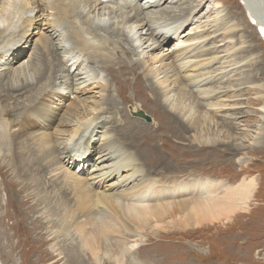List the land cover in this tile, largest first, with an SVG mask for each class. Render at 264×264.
<instances>
[{"label":"bare ground","instance_id":"1","mask_svg":"<svg viewBox=\"0 0 264 264\" xmlns=\"http://www.w3.org/2000/svg\"><path fill=\"white\" fill-rule=\"evenodd\" d=\"M179 1L0 0V47L11 33L24 30L19 44L13 49L14 58L5 59L4 49L0 48V61H5L0 62V96L20 102L19 97L25 95L29 101L23 104L21 111L14 109L15 106H11L12 109L0 105L1 108L10 110L5 115L17 111L13 120L5 115L0 117V127L5 125L9 133L14 132L17 137L19 134L18 138L26 135L31 140L27 139L26 143H32L29 153L25 145H21L24 149L19 152L18 149L17 152L15 148L12 149L13 163L20 166L39 160L49 177L59 173L67 175L73 180L72 185L89 200L90 206L107 208V212L115 215V220L119 221L118 217L121 219L123 224L118 225L117 229L122 227L131 230L133 221H137L140 229L144 223L159 224L154 210L174 204L184 206V215L196 225L217 221L223 213L229 218V214L247 202L252 190L251 182L245 179L233 187L225 186L221 194L217 190L222 188L221 182L192 178V193L197 198L170 201L171 198L168 200L165 197L174 192H182L184 189L180 188L184 187L152 178L149 176L154 171L152 167L143 172L141 163H146L144 155L148 152L144 151V155L139 154L142 157L138 156L134 150H130L127 143V146L122 145L117 135V129L123 128L129 117L125 118L127 112L122 110L126 109L114 102L109 80L104 77L102 68L116 83L122 104L127 101V97H124V84H132L128 82L131 76L133 82L139 84L142 93L134 95V99H141L143 102L153 100V110L162 115L165 120L162 123L168 130L188 132L191 139L200 144L209 139L201 135V132L217 131L218 127H224L225 124L235 126L237 120L246 113L245 106L242 105L245 99L237 93L246 86L242 87L240 82L234 84L232 80L237 71L241 70V63L232 58V53L220 55L209 49L212 46H208L216 42L220 30L223 29L222 33H226L229 28L228 24L219 21L216 12L212 13L214 16L210 20L198 25L187 39L176 40L177 47L174 51L160 57L157 54L152 56L155 50L162 49L170 41L169 37L182 36L186 26V22L178 23L174 19L165 23L162 19L163 23L158 21L160 19L153 13L162 8L154 7L168 2L163 6L165 9L171 5L178 8L169 12L189 14L192 8L195 11L201 5V2H196L192 7L183 8L175 4ZM243 4L249 9L252 16L250 19L255 18L254 26L258 36L263 38L264 0H243ZM116 12H119L118 16ZM250 24L254 23L251 21ZM28 31L29 34L39 35L33 42L37 43L39 39L41 46L32 47L35 45L31 44L33 35L30 38ZM230 40L227 42L228 46L233 48L232 39ZM230 48L226 51L230 52ZM28 50H32L31 54L23 57ZM121 54H132L133 59L127 62ZM113 55L120 57L117 63H113ZM88 59L93 60L95 65L87 64ZM81 61L82 64L72 73V69ZM252 87L260 91L258 85ZM35 89L38 92L33 96ZM177 91H182V95H178ZM258 94L259 98L263 97V94ZM144 96L147 99H142ZM55 99H63L61 108L52 104ZM141 105H127L128 113L134 118L127 121V129L132 131L128 133L134 134L135 129L142 126L139 125V119H142L140 113H144ZM259 110L260 118L264 120V104ZM52 121L51 130L41 128L43 122ZM143 128L147 127H142L141 131ZM139 136L145 138L146 132L142 131ZM200 137L202 140L196 141ZM90 139L91 144L88 143ZM82 144L89 153H79L78 157L85 155L84 158L72 159L70 152H78ZM142 145V149L146 147V140ZM237 161L242 162V158ZM133 198L136 199L134 202L125 201ZM150 198L153 202H146ZM182 202L192 204L193 207L188 210ZM84 218L86 219L85 216ZM103 227L108 226H97V229ZM115 228L114 224L110 226V229ZM136 240L132 239L133 245ZM109 250L112 251L110 248ZM116 263H122V259H117Z\"/></svg>","mask_w":264,"mask_h":264},{"label":"rangeland","instance_id":"2","mask_svg":"<svg viewBox=\"0 0 264 264\" xmlns=\"http://www.w3.org/2000/svg\"><path fill=\"white\" fill-rule=\"evenodd\" d=\"M196 2H201L200 7L196 8V12L192 8L189 14L169 12L178 8H175L176 5H171L165 9L163 6L168 2L154 7L162 8L153 13L160 19L158 21L165 23L174 19V22H186V26L181 33L182 36L169 37L170 41L162 47L163 50H155L152 56L157 54L160 57L174 51L179 39H187L195 32L198 25L210 20L209 18L214 16L212 13L216 12L219 21L228 24L229 28L226 33H222L223 29L220 30L216 42L208 46H212L209 49L220 55L232 53V58L241 63V70L237 71L232 80L234 84L240 82L242 87L246 86L237 92L245 99L242 105L245 106L246 113L237 120L235 126L225 124L224 127H218L217 131L215 129L207 133L201 132L205 138L209 137V141L203 143L201 137L196 138V141L200 139L202 143L200 144L192 140L188 132L168 130L162 123L165 121L162 115L153 110V100L147 99L146 96L142 97L147 99L144 102L141 99H134V95L142 93L139 84L134 83L131 76L128 82L132 84H124V97H127V101L122 104L116 83L102 68L104 77L109 80L114 102L120 108L126 109L122 110L127 112L125 118L134 119L127 110V105L132 103L142 104V111L150 118V121L140 118L139 125L142 126L136 128L134 134L128 133L132 132L127 129L128 118L125 128H121L122 131L120 128L117 129L119 130L117 135L122 145L127 143L130 150H134L138 156L142 157L139 154L144 155V151L148 152L144 155L147 164L141 163L142 171L152 167L154 171L149 175L152 178L162 183L170 181L177 187H184L180 188L184 189L182 192H174L171 196L169 194L166 199L171 198L170 201H176L180 198H197L196 194L192 193V178H207L218 181L217 183L221 182L222 188L217 189L221 194L225 186L230 188L247 179L252 185L247 202L242 203L239 209L229 214V218L223 213L217 221H206L199 225L190 222L184 215V206L174 204L154 210L155 219L159 224L144 223L145 226L140 229L137 221H133L131 230L122 227L117 229L122 223L121 219L118 217L119 221L115 220V215L107 212V208L90 206L89 200L72 185L73 180L67 175L63 176L59 173L57 176L49 177L39 160L20 166L13 163L12 149L15 148V152L18 149L19 152L24 149L21 145H25L29 153L32 143H26L29 139L26 135L18 138L19 134L17 137L14 132L9 133L4 125L0 127V264H115L117 259H122V263L116 264H264V120L260 118L259 112V108L264 104V36L263 38L258 36L255 30L256 23L250 24L254 17L250 19L252 16L247 6L243 4V0H180L175 4L187 8L194 6ZM23 32L24 30L21 29L11 33L2 44L0 48L4 49L5 59L15 57L13 49L19 44ZM29 33L28 31V36L31 38L33 34ZM35 35L31 44H35L32 47L38 48L42 43L39 39L37 43L33 42L39 36ZM230 39L233 48L228 46L227 42L231 41ZM229 48L230 52L226 51ZM32 50L30 52L28 50L23 57L29 56ZM121 56L125 61L128 60L127 62L133 59L132 54H121ZM112 60L113 63H117L120 57L113 55ZM82 62L76 66L77 68L72 69V73ZM87 64L95 65L93 60L89 61V59ZM252 85H258L260 91ZM37 92L38 89H35L33 96ZM258 92L260 95L263 94L262 98L258 97ZM176 93L182 95V91ZM0 99L3 97L0 96ZM19 99L20 102L17 100L14 102L13 98H4L0 100V105L6 108L15 106L14 109L21 111L23 104L29 101L26 100L25 95L20 96ZM52 104L61 108L63 99H55ZM4 109L0 106V117L10 112L9 109H5L8 112ZM16 112L13 111L11 115L5 116L13 120ZM53 122H43L41 128L46 131L51 130ZM142 127H147L142 130L146 132L145 138L139 136ZM30 131L31 129L28 130ZM145 140L147 145L142 149ZM90 142L91 139L88 143L91 144ZM83 147L84 144L80 146L78 152L73 150L70 152L72 159L84 158L89 153V150H84ZM79 153L85 155L78 157ZM238 158H242V162L237 161ZM78 174L81 175V172ZM158 190L160 191V187ZM151 198L146 202H153ZM135 200L125 199L129 202ZM85 201L86 203H83ZM182 203L188 210L193 207L187 202ZM86 220H90L89 223ZM112 224L116 226L117 231H120L110 229ZM104 225L108 227H103L104 230L97 229V226ZM132 239H137L134 245ZM106 252L112 255H107Z\"/></svg>","mask_w":264,"mask_h":264},{"label":"water","instance_id":"3","mask_svg":"<svg viewBox=\"0 0 264 264\" xmlns=\"http://www.w3.org/2000/svg\"><path fill=\"white\" fill-rule=\"evenodd\" d=\"M140 116L142 117V118H144L145 120H147V121H150V118L148 117V116H146L144 113H140Z\"/></svg>","mask_w":264,"mask_h":264}]
</instances>
